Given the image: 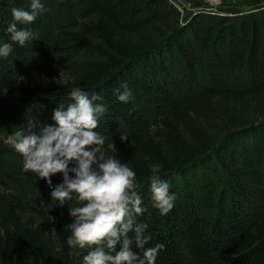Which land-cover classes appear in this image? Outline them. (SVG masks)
<instances>
[{
  "label": "trees",
  "instance_id": "16d2710c",
  "mask_svg": "<svg viewBox=\"0 0 264 264\" xmlns=\"http://www.w3.org/2000/svg\"><path fill=\"white\" fill-rule=\"evenodd\" d=\"M30 3L0 0V46L13 45L0 57V264H77L65 226L83 202L57 212L24 196V182L49 186L7 142L29 120L54 123L75 88L102 99L105 154L136 173L137 220L151 236L141 259L164 244L156 264H264V4L239 19L184 16L170 0H41L46 11L26 26L38 38L20 46L7 28L12 8ZM11 119L19 130L8 132ZM153 175L176 196L164 215Z\"/></svg>",
  "mask_w": 264,
  "mask_h": 264
},
{
  "label": "clouds",
  "instance_id": "9594fccd",
  "mask_svg": "<svg viewBox=\"0 0 264 264\" xmlns=\"http://www.w3.org/2000/svg\"><path fill=\"white\" fill-rule=\"evenodd\" d=\"M44 11L41 0H31L30 10L12 8L13 23L7 28L11 40L20 46L36 40L37 34L26 26ZM12 50V44L4 43L0 57H8ZM130 96L126 90L118 99L126 103ZM70 98L71 103L54 109V123L29 120L28 133L15 131L7 142L23 156L25 171L47 181L52 200L61 207L73 198L83 202L69 206L73 222L65 226L71 230L66 241L70 247L92 249L83 257V264H156L164 244L144 250L143 259L135 251L144 249L151 239L146 233L148 225L137 220L145 209L136 191V173L116 156L105 154L107 137L95 131L105 105L94 103L100 97H90L81 88L73 89ZM120 139L128 141L123 133ZM57 174H62V183L53 185L52 177ZM169 188L158 176L150 177L154 206L162 215L174 207L176 196Z\"/></svg>",
  "mask_w": 264,
  "mask_h": 264
},
{
  "label": "rangeland",
  "instance_id": "374dc122",
  "mask_svg": "<svg viewBox=\"0 0 264 264\" xmlns=\"http://www.w3.org/2000/svg\"><path fill=\"white\" fill-rule=\"evenodd\" d=\"M182 4L176 2L178 9L184 16L193 15L195 12L199 11H207L215 14H229L232 16H236L237 18H244L251 12L260 11L264 2H262L259 7L249 5L247 0H180ZM177 8V7H176ZM235 12V13H229ZM93 95H97L93 93ZM98 96V95H97ZM101 98L98 103L101 104ZM94 103H97L94 101ZM8 132L13 130H19V123L17 119L7 120ZM8 140V139H7ZM24 190L22 193L24 196L31 198L37 205L43 209L48 211H57L61 212V206L58 202L52 200L51 189L45 188L42 186H37L27 184V182L23 183ZM75 199V198H74ZM64 207V206H63ZM66 207V206H65ZM52 221H56L55 218ZM86 251V248L80 249L79 247H75L73 250L74 259L79 264L83 260V255Z\"/></svg>",
  "mask_w": 264,
  "mask_h": 264
},
{
  "label": "built area",
  "instance_id": "2783aa9c",
  "mask_svg": "<svg viewBox=\"0 0 264 264\" xmlns=\"http://www.w3.org/2000/svg\"><path fill=\"white\" fill-rule=\"evenodd\" d=\"M170 2H171L175 7L178 8V6L176 5V2H174V1H172V0H170Z\"/></svg>",
  "mask_w": 264,
  "mask_h": 264
}]
</instances>
